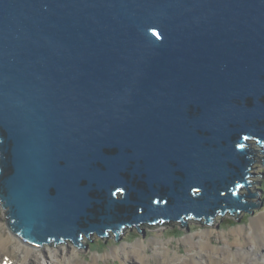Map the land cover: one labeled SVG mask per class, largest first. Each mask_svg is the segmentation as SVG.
<instances>
[{"label":"water","instance_id":"95a60500","mask_svg":"<svg viewBox=\"0 0 264 264\" xmlns=\"http://www.w3.org/2000/svg\"><path fill=\"white\" fill-rule=\"evenodd\" d=\"M253 141L264 0H0V203L20 238L250 212Z\"/></svg>","mask_w":264,"mask_h":264},{"label":"bare ground","instance_id":"6f19581e","mask_svg":"<svg viewBox=\"0 0 264 264\" xmlns=\"http://www.w3.org/2000/svg\"><path fill=\"white\" fill-rule=\"evenodd\" d=\"M250 177L247 180L248 184H251ZM6 209L8 216L9 206ZM141 226L142 224L139 225ZM126 228L125 224L119 232H124ZM105 232L108 235L113 231L108 229ZM113 234L116 236L115 232ZM216 235L224 246L217 245L213 241ZM230 236L232 242H229ZM81 237L87 238L86 235ZM18 238L19 235L16 237L11 233L6 235L0 230V255L5 256L9 264L18 260L21 264H26L22 260H29L30 264H43V262H46L45 264H66L67 260L69 264H113L117 261L119 263L116 264H151V260L158 261L159 264H253L252 262L256 260V264H264V212L252 220L250 228L239 226L230 233L219 234L213 229H208L199 235H188L178 246L179 254L178 251H173L169 247H162L164 244L159 240L150 241L147 244L139 241L115 247L102 258L104 260H98L96 257L88 258V252L80 246H77L79 249L64 244L47 247L42 246L41 243H29L25 239ZM67 243L72 242L67 241ZM181 246L191 253L185 256ZM234 247H238L237 250H234Z\"/></svg>","mask_w":264,"mask_h":264},{"label":"rangeland","instance_id":"374dc122","mask_svg":"<svg viewBox=\"0 0 264 264\" xmlns=\"http://www.w3.org/2000/svg\"><path fill=\"white\" fill-rule=\"evenodd\" d=\"M255 150L253 156L251 158L256 159V163L252 165V176L250 177L251 184L247 188L251 194H257L255 198H247L245 201L253 203L260 202L261 207L254 206L250 212H235V213H228V214H217L212 221L209 223L206 222L205 219H198L194 220L191 217H187L182 221L186 222L183 224L182 221H170L163 223L162 226H156L153 229H150L147 224H143L141 227L134 226L132 228H127L124 232L119 233L117 238L113 232H110L106 239H101L97 237L96 234L91 235L89 238L81 237L80 247H83L85 251H87V257H96L98 260L102 259L107 254H109L113 248L124 246V244H134L139 241H144L146 244L150 241H162L164 245L162 247H169L173 251H178V246L182 243V240L188 235H199L201 232L206 231L208 229H213L216 233H230L232 230L236 229L239 226H247L250 228L252 224V220L255 217H258L262 212H264V191H259L264 187V154L261 153L259 147L257 145H253ZM258 152V153H257ZM260 152V153H259ZM7 209L0 203V230L4 231L6 235L11 233L14 237L18 236L16 233L12 232L10 227L7 224ZM232 222L233 225L231 224ZM167 225H171V227H167ZM144 229L146 232L142 231L139 237H136L139 234V230ZM144 234V235H143ZM85 235V234H83ZM105 237V235H103ZM18 239H21L20 237ZM17 239V240H18ZM199 238H197L198 240ZM213 241L217 245H223V243L218 238V235L213 238ZM229 242H232V237H229ZM91 244V248L87 249V244ZM45 244L44 246H46ZM65 246H75L73 243L64 244ZM48 247V246H47ZM54 247V246H52ZM182 253L185 256H188L191 251H187L183 246H181ZM78 248V247H77ZM238 247H234V250H237ZM79 249V248H78ZM161 251V250H160ZM194 252V251H193ZM2 255H0L1 257ZM3 257V256H2ZM179 257V255H178ZM181 257V256H180ZM68 261V260H67ZM66 261V262H67ZM151 264H159L158 261L151 260ZM262 262V261H261ZM46 263V262H45ZM43 262V264H45ZM116 263H119L118 261ZM113 263V264H116ZM48 264V263H47Z\"/></svg>","mask_w":264,"mask_h":264},{"label":"clouds","instance_id":"9594fccd","mask_svg":"<svg viewBox=\"0 0 264 264\" xmlns=\"http://www.w3.org/2000/svg\"><path fill=\"white\" fill-rule=\"evenodd\" d=\"M256 141H258V140H256ZM256 141H253L251 144H255V145H257L258 147H259V149H260V151H261V153L262 154H264L263 153V150H262V147H260L259 146V144H258V142H256ZM251 147V146H250ZM252 149V151H253V153L255 152V149H253V148H251ZM254 159V158H253ZM262 159H264V158H262ZM255 161V163H256V159H254ZM254 164V163H253ZM251 170H252V168H251ZM250 186V185H249ZM228 213H231L230 211H226L224 214H228ZM232 213H235V212H232ZM219 214H222V213H219ZM190 218V217H189ZM191 218L192 219H194V220H197V218H194L193 216H191ZM170 221H172V220H167V219H165V222H170ZM142 225L143 224H147L148 226H150V227H156V226H162V225H164V224H162V225H160L161 223L159 222L158 224H156V225H151L150 223H141ZM134 226H136V225H127V228H132V227H134ZM138 226V225H137ZM126 228V229H127ZM94 234H96L97 235V237H100L101 239H106V237L108 236V235H106L105 237H103V235L101 236V235H99V234H97V233H92V234H90V235H88V239L91 237V235H94ZM144 235V234H143ZM62 239V241H59V242H55V239H52V240H50V242L49 243H45V244H47L46 246H50V247H52V246H54V247H56V246H59V245H62V244H66L67 243V241H70V242H72V243H74V241L72 240V239H65V238H61ZM90 240V239H89ZM92 242V241H91ZM45 244H43V245H45ZM76 246H80V245H78V244H76V243H74ZM87 244V246L86 247H88L87 249H90L91 248V244H88V243H86ZM66 264H69V261H67L66 262Z\"/></svg>","mask_w":264,"mask_h":264},{"label":"trees","instance_id":"16d2710c","mask_svg":"<svg viewBox=\"0 0 264 264\" xmlns=\"http://www.w3.org/2000/svg\"><path fill=\"white\" fill-rule=\"evenodd\" d=\"M254 144H251V148H253V149H255V150H257V148H254V146H253ZM258 153V152H257ZM260 153V152H259ZM259 191H264V187L262 188V189H260ZM122 210H124V207H119L118 208V212H121ZM251 213V212H250ZM125 220L127 221V222H131L132 221V218H131V216H130V213H126V215H125ZM233 223H235V222H232L231 224L233 225ZM167 227H171V225H167ZM150 229H153V228H155V227H149ZM138 230H139V234H137V236L136 237H139V235L141 234V232L142 231H145L144 229H140V228H138ZM142 235V234H141ZM90 242H91V240H90Z\"/></svg>","mask_w":264,"mask_h":264}]
</instances>
